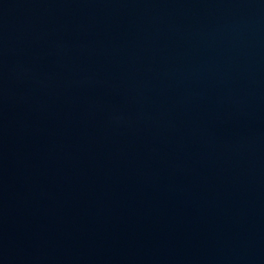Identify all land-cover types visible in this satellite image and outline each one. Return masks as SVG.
Returning a JSON list of instances; mask_svg holds the SVG:
<instances>
[{"label":"water","instance_id":"water-1","mask_svg":"<svg viewBox=\"0 0 264 264\" xmlns=\"http://www.w3.org/2000/svg\"><path fill=\"white\" fill-rule=\"evenodd\" d=\"M0 264H264V0H0Z\"/></svg>","mask_w":264,"mask_h":264}]
</instances>
